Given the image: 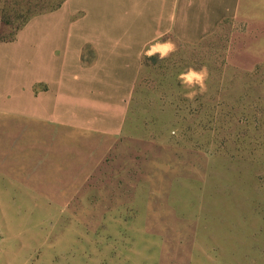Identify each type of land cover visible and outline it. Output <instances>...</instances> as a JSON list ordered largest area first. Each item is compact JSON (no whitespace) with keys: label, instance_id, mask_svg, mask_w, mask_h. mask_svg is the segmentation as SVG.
<instances>
[{"label":"rangeland","instance_id":"rangeland-1","mask_svg":"<svg viewBox=\"0 0 264 264\" xmlns=\"http://www.w3.org/2000/svg\"><path fill=\"white\" fill-rule=\"evenodd\" d=\"M59 1L0 0V45ZM234 30L146 56L119 139L0 112V264H264V64L227 62Z\"/></svg>","mask_w":264,"mask_h":264},{"label":"crops","instance_id":"crops-1","mask_svg":"<svg viewBox=\"0 0 264 264\" xmlns=\"http://www.w3.org/2000/svg\"><path fill=\"white\" fill-rule=\"evenodd\" d=\"M227 25V62L264 64V0H66L0 45V112L59 143L72 129L119 139L145 53L172 41L170 57Z\"/></svg>","mask_w":264,"mask_h":264},{"label":"clouds","instance_id":"clouds-1","mask_svg":"<svg viewBox=\"0 0 264 264\" xmlns=\"http://www.w3.org/2000/svg\"><path fill=\"white\" fill-rule=\"evenodd\" d=\"M176 50V45L172 41H166L162 44H158L153 46L151 49H149L145 54L148 57H152L156 54H159V59L163 60L165 59L170 53L174 52ZM207 68L202 67L199 71L189 68L187 72L181 73L179 75V80L181 81V84L189 89H192L191 91L186 93L187 99H194L195 95H197V86L199 94H203L207 88L205 84V80L207 78ZM172 135H175V130L172 131Z\"/></svg>","mask_w":264,"mask_h":264},{"label":"trees","instance_id":"trees-1","mask_svg":"<svg viewBox=\"0 0 264 264\" xmlns=\"http://www.w3.org/2000/svg\"><path fill=\"white\" fill-rule=\"evenodd\" d=\"M65 1H66V0H60L58 3H56L55 5H53V6L50 8L49 12H52V11H55V10L59 9ZM42 7H43V8H42ZM41 9H44V6H41ZM41 14H42V13H38V14L35 13V14H32L31 17L26 18V19L20 24L18 30H21L23 27H25V25L30 21V19H32V18L35 17V16L41 15Z\"/></svg>","mask_w":264,"mask_h":264}]
</instances>
